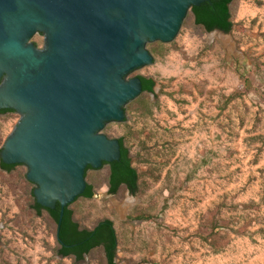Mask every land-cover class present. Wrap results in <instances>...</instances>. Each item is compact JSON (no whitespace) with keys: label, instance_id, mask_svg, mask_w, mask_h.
Listing matches in <instances>:
<instances>
[{"label":"rangeland","instance_id":"obj_1","mask_svg":"<svg viewBox=\"0 0 264 264\" xmlns=\"http://www.w3.org/2000/svg\"><path fill=\"white\" fill-rule=\"evenodd\" d=\"M231 33L190 13L171 44L149 45L156 81L104 134L125 138L140 191L109 192L108 166L87 172L93 199L71 205L82 228L113 221L117 264H264V0H234ZM33 42L44 47V36ZM20 116L0 119V150ZM27 167L0 171V264H107L102 249L61 258L57 224L33 210Z\"/></svg>","mask_w":264,"mask_h":264},{"label":"water","instance_id":"obj_2","mask_svg":"<svg viewBox=\"0 0 264 264\" xmlns=\"http://www.w3.org/2000/svg\"><path fill=\"white\" fill-rule=\"evenodd\" d=\"M209 1L0 0V110L20 116L0 156L27 167L40 206L60 204L58 236L88 187L87 169L121 158L120 141L104 131L126 123L144 93L140 78H128L154 65L148 45L173 43Z\"/></svg>","mask_w":264,"mask_h":264},{"label":"trees","instance_id":"obj_3","mask_svg":"<svg viewBox=\"0 0 264 264\" xmlns=\"http://www.w3.org/2000/svg\"><path fill=\"white\" fill-rule=\"evenodd\" d=\"M234 0H211L200 7H194L191 14L194 16L195 24L207 32L211 33L220 30L224 33H231L234 28L232 21L231 5ZM143 89L150 94L154 93L156 81L146 76L140 77ZM121 144V158L119 161L111 163V174L109 178V192L117 195L124 188L131 195H136L140 191L141 177L138 169L134 166L133 156L126 145L125 138H119ZM12 171L14 166L3 165ZM91 170L89 167L87 172ZM95 195L94 187L88 184V187L81 198L93 199ZM69 206L65 210V215L61 225L59 240L63 246L62 253L67 258L76 257V261H83L96 249H102L107 264H117L118 258V237L113 221L105 219L100 221L94 228H82L74 219V212ZM38 211L43 208L36 205ZM60 204H57L56 210H50L54 222L57 224L60 218ZM72 246V247H64Z\"/></svg>","mask_w":264,"mask_h":264},{"label":"flooded vegetation","instance_id":"obj_4","mask_svg":"<svg viewBox=\"0 0 264 264\" xmlns=\"http://www.w3.org/2000/svg\"><path fill=\"white\" fill-rule=\"evenodd\" d=\"M151 45V44H150ZM148 47H149V45H148ZM149 49V48H148ZM150 51V50H149ZM151 52V51H150ZM152 53V52H151ZM134 74V73H133ZM132 74V75H133ZM141 76H143V75H137L136 77H131V75L129 76V78L128 79H133V78H140ZM0 85H1V82H0ZM156 88V87H155ZM154 88V93L156 92V89ZM144 90V89H143ZM143 94H150L149 92H146V91H144V93ZM10 114H17V112L16 111H12V110H0V119H3V118H6V117H8V115H10ZM18 115V114H17ZM119 140V139H118ZM1 151H2V149H1ZM1 151H0V154H1ZM3 165H6V166H14V168L12 169V171L11 172H9V170H8V168H4L3 167ZM19 166H24V165H7V164H5L3 161H2V159H1V156H0V171L1 172H3V173H5V174H11L13 171H15V169L17 168V167H19ZM105 166H108L109 167V170H110V174H111V168H110V164H104V166L103 167H105ZM24 167H26V166H24ZM91 170H93V169H91ZM90 171V170H89ZM110 176V175H109ZM110 178V177H109ZM31 183V182H30ZM31 184H33V183H31ZM34 185V184H33ZM35 186V185H34ZM37 187L35 186V189H36ZM35 189H34V191H35ZM34 191H33V198H34V204H33V210L35 211V213H36V215H37V217L38 218H42L43 216H45V215H48V217L49 218H51L52 220H53V217H52V215H51V213L49 212L50 210L49 209H46V208H44V207H42L43 209L41 210V211H38L37 210V208H35L36 207V205H39L38 203H37V201H36V199H35V196H34ZM40 206V205H39ZM5 229V227L4 226H2L1 224H0V245H1V242H2V236H1V232L3 231ZM57 232H58V230H57ZM56 243L59 245V249H58V254H59V256L61 257V258H67L66 256H64V254L62 253V251H63V246L61 245V240H59V236L56 234ZM70 259H74V260H76V257L75 256H71V257H69ZM68 259V258H67Z\"/></svg>","mask_w":264,"mask_h":264}]
</instances>
